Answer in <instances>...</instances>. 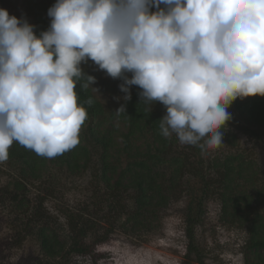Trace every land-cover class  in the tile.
Masks as SVG:
<instances>
[{
    "label": "clouds",
    "instance_id": "9594fccd",
    "mask_svg": "<svg viewBox=\"0 0 264 264\" xmlns=\"http://www.w3.org/2000/svg\"><path fill=\"white\" fill-rule=\"evenodd\" d=\"M48 16L38 36L0 8V163L14 142L49 159L79 144L77 84L99 95L89 60L123 80L124 101L136 85L162 103L160 134L202 153L224 144L233 101L264 97V0H56Z\"/></svg>",
    "mask_w": 264,
    "mask_h": 264
},
{
    "label": "rangeland",
    "instance_id": "374dc122",
    "mask_svg": "<svg viewBox=\"0 0 264 264\" xmlns=\"http://www.w3.org/2000/svg\"><path fill=\"white\" fill-rule=\"evenodd\" d=\"M36 2L40 1L0 0V8L30 22L34 19ZM83 64L92 66L96 78L94 87L99 90L100 96L96 95L104 107L102 127L107 131L113 130V149H121L124 144L122 133L128 127L118 116L112 115L123 102L125 93L119 87L123 80L111 78L93 61ZM127 75L131 78V73ZM131 89L132 86L130 92ZM249 99L237 98L232 102L227 109L232 118L223 130L224 144L219 149L201 154L205 161L232 162L234 170L229 175L230 180L223 181L215 172L208 170L207 181L211 185L209 193L205 195L200 177L194 179L188 171L184 177L175 174L173 167L167 162L162 163L161 156L170 161V149L189 151V146L180 144L173 134L170 142H165L168 154H158L160 171H164L165 175H161L157 182L169 198L165 204L153 202L152 206H146L142 215H138L140 223L135 227L134 222L127 219L136 213L137 206L133 198H126L127 204L124 201L116 203V199H113L101 178L100 150L96 148H92L94 157L90 168L71 172L66 165L61 168L47 162L38 167L39 178L24 180V187L18 189L17 179L23 180L19 167L21 162L17 159L13 163L8 159L0 163V264H35L44 258L38 238V227L43 224V218L60 236L68 238L71 235L69 215H77L87 227L91 226L89 233L83 237V246L88 244L90 247L91 242L98 239L103 241L95 244L90 255L68 252L63 261L56 260L53 264H188L187 260L189 264H262L260 257H264V251L257 253L247 244L250 230L264 222V122L253 123L244 112L246 110H242ZM159 104L165 115V106ZM89 145L92 147L91 143ZM133 147L155 154V147L162 145L161 142H154L152 133L146 136L137 133ZM122 149L120 152L124 156ZM189 177L192 178L190 183L198 189L194 195L202 194L204 199V214L201 222L195 226L191 239L194 249L190 252L186 230L191 200L186 188ZM225 185H230L227 195L231 199L223 214L222 187ZM182 187L186 190H182ZM21 198L26 200L28 206H20ZM41 198L43 204L37 211L35 207ZM32 218L34 221H31ZM30 223L33 224L28 228ZM257 231L264 229L258 228Z\"/></svg>",
    "mask_w": 264,
    "mask_h": 264
},
{
    "label": "trees",
    "instance_id": "16d2710c",
    "mask_svg": "<svg viewBox=\"0 0 264 264\" xmlns=\"http://www.w3.org/2000/svg\"><path fill=\"white\" fill-rule=\"evenodd\" d=\"M39 1L40 2H36L37 8L33 10L34 19L29 22L35 26L34 31L38 36L41 32L47 31L50 27L51 18L48 16V9L55 4L56 0ZM155 10V8H152V11ZM81 68L85 74L94 76L92 66L81 64ZM92 87H94V85H92ZM141 91L142 90L138 86L132 85L131 100H123L121 104L125 107V113H113L112 115V117L118 116L128 127L127 131L122 133L124 144L122 146L123 149H121L125 152L123 156L120 152L121 149H113L115 145L114 136L112 135L113 130L107 131L102 127L104 126V107L101 100L91 88L84 90L77 84L78 103L84 105L89 117L80 131L79 144L74 149L49 159L38 156L33 151L14 142L9 149V161L16 163L18 159L21 162V166L19 167L21 170L20 174L23 177V180L17 179L16 188L24 187V180L39 178L38 167L40 165H45L47 162H51L61 168L66 165V168L71 172L88 169L94 157L92 148H96L100 150L98 153V160L101 163L100 175L102 180L106 183V189L111 192L110 194L113 196L114 200L116 199V203L117 201H124L127 204L125 199L128 197L133 198L137 206L136 213L129 215L127 221L131 219L134 222L133 227L138 226L140 223L138 215H142L143 209L146 206H152L154 204L153 202L157 205L165 204L169 198V196L165 194V189L162 190V187L160 188L157 182L161 175H165L164 171H160L158 160L160 156L158 154L167 155L168 153H166V151L168 152V148H166V143L170 142L169 138L164 139L160 134L159 124L164 115L160 110L159 102H155L152 106L141 102V97L139 95ZM89 98L93 100L91 106L86 103ZM242 110H246L244 112L249 115L248 119L253 123H263L264 97L251 96L248 105H245ZM137 133L143 136L152 133L154 142H161L162 147H155V151L157 152L155 154L151 153L150 150L144 151L140 147H138V150L135 149L133 144L134 136ZM89 143L92 144V147ZM170 150L172 152V156H170L169 159L170 161H168L167 157L161 156L162 163L167 162L168 165L176 170L175 174H179L181 177H184L187 171L194 179L200 177L204 183L202 190L205 195L209 193L211 185V183L207 181L209 173H206L208 170L215 172V175L220 177L223 181L230 180L229 175L234 170L232 162L223 163L222 160L213 162L211 159L205 161V158L201 155L202 152L200 148L196 146H189V151L178 152L174 148ZM223 166L225 167L223 168ZM240 169H243V167H240ZM192 178H188V186H186V188H188V194L191 197L188 204L189 212L186 218V230L190 243L189 252L194 249V243L191 239L194 236L195 226L201 222L204 214V209L202 207L204 199L202 194H198L197 196L194 195L198 189L195 185L190 183ZM171 187L172 190H174V185ZM229 187L230 185L222 187L223 214L227 211L229 205L228 200L231 199L230 195H227ZM182 190L186 189L182 187ZM129 191L132 193H129ZM128 194L129 196H126ZM19 204L21 207L28 206L26 205V200L23 198L20 199ZM42 204L43 200L41 198L35 209L38 211ZM69 217L71 235L68 238L60 236L58 231H56L54 227L49 226L50 223L43 218V224L38 227V238L40 241L39 245L45 256L35 264H53L56 260H58V262L63 261L68 252L69 254L76 255H90L95 244L103 241L102 239H98L97 242H91L90 247L88 244L83 246V237L89 233L91 226L87 227L86 223L77 215H69ZM31 221H34V218H32ZM32 224L33 223H30L28 228H31ZM143 224L148 228L150 227V225L146 223ZM258 228L263 230L264 222L258 223L250 230L249 243H247L249 248H253L257 253L261 252V250L264 251V231H257ZM260 255L262 254L260 253ZM260 258L263 264L264 257L262 256ZM187 262L189 264L190 261L187 260Z\"/></svg>",
    "mask_w": 264,
    "mask_h": 264
}]
</instances>
